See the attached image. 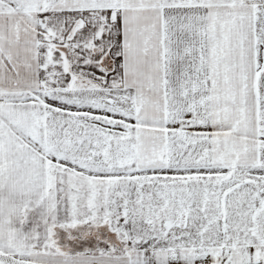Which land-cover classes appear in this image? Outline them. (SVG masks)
Wrapping results in <instances>:
<instances>
[{
  "label": "snow or ice",
  "instance_id": "snow-or-ice-1",
  "mask_svg": "<svg viewBox=\"0 0 264 264\" xmlns=\"http://www.w3.org/2000/svg\"><path fill=\"white\" fill-rule=\"evenodd\" d=\"M0 264H264V0H0Z\"/></svg>",
  "mask_w": 264,
  "mask_h": 264
}]
</instances>
